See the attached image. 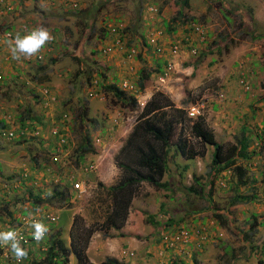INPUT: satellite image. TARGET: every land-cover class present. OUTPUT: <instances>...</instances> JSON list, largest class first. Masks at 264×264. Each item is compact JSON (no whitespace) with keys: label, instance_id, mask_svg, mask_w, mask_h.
Returning a JSON list of instances; mask_svg holds the SVG:
<instances>
[{"label":"rangeland","instance_id":"1","mask_svg":"<svg viewBox=\"0 0 264 264\" xmlns=\"http://www.w3.org/2000/svg\"><path fill=\"white\" fill-rule=\"evenodd\" d=\"M98 2L0 0V25L13 26V33L23 23L29 29L43 25L54 37L53 45L44 47L40 58H22L19 62L0 43V118L6 120L8 129L25 137L16 142L0 135V230L20 223V230H16L31 235L27 226L30 213L42 216L46 225L55 215L59 219L50 226L49 237L58 229L60 239L70 248L71 223L82 218L86 228L79 219L75 221L76 241L83 229L92 232L86 255L93 263L107 257L122 264H168L172 258L178 264H264V0H189L184 9L186 17H182L186 24L173 19L183 7L181 0H106L94 10ZM80 11H88L84 15L89 14L94 23L86 42H81ZM114 20L125 27V33H120L121 48L115 46L120 38L106 31ZM166 21L175 31L164 29ZM192 22L201 25L203 39L191 31ZM145 39L152 42L150 48L143 45ZM174 45L180 49L177 54L171 53ZM107 46L112 49L104 53ZM131 47L134 54L128 57ZM141 71L148 73L143 89L138 85ZM161 73L165 74L164 81L159 80ZM94 79H98L96 95L90 98ZM125 80L133 89L124 92L136 98L135 106H123L110 92L109 86L121 88ZM154 97L168 118L178 119L171 142H183L187 155H192V159L173 155L175 146L170 145L168 171L178 172L177 164L187 163L182 188L190 186L195 175L206 194L213 179L212 194L190 193L188 203L182 195L185 188L170 199L141 181L123 225L107 229L103 219L111 203L108 187L121 177L116 158ZM202 102L203 113L188 118L189 107ZM24 109L31 112L20 119ZM197 120L212 132L225 152L244 132L251 139L247 149L250 157L238 158L232 170L210 175L213 147L192 133ZM86 133L92 152L75 162ZM58 135L66 140L57 157L61 167L52 155V141ZM126 152L139 156L138 149L132 147ZM166 172L162 181L169 179ZM73 177L84 183L85 191L80 195L67 200L54 198L22 214L28 209L24 205L29 191L41 195L56 187L69 188ZM240 196L247 199L233 203ZM8 212L15 213L16 219L11 220ZM149 214L159 225L148 222ZM215 214L222 216L225 224ZM166 219L175 227L169 232L183 226L193 229L188 243H177L171 251L164 249L158 232ZM180 219L183 221L179 223ZM49 237L45 235L37 245L41 253L33 248L22 264L40 261ZM124 247L132 250L130 259L120 255ZM69 257L67 264H78L73 253ZM6 258L15 264L10 249L0 245V264H6Z\"/></svg>","mask_w":264,"mask_h":264},{"label":"trees","instance_id":"2","mask_svg":"<svg viewBox=\"0 0 264 264\" xmlns=\"http://www.w3.org/2000/svg\"><path fill=\"white\" fill-rule=\"evenodd\" d=\"M99 2L95 4L93 7L94 10H97L98 7L102 5V3H105L106 0H98ZM113 1V0H110ZM139 3V0H137ZM182 2V8H180V13L177 14V16L173 17L174 21H177V23H184L185 20H182V17H186V13L184 12V9L188 7L189 5V0H181ZM81 12V11H80ZM85 12L88 11H82L80 14H83L82 16L79 15V23L83 26V33L81 36V42L84 41L86 42L87 39L92 35L94 31V23L91 19L92 17H89V14L84 15ZM91 10L89 11V13ZM190 21V20H189ZM188 21V22H189ZM114 23L107 26L106 31H109L110 34L114 37L117 35L121 40V34L124 30L122 26L119 25V22L117 20L113 21ZM164 29L166 31L172 33L175 31V29L171 26L172 23H168L166 21L164 23ZM2 29H0V36L3 35L5 32H11L14 28L12 26H5L3 24L0 25ZM114 29V30H112ZM13 33V31H12ZM119 33V35H118ZM125 33V31H124ZM14 34V33H13ZM3 39V36H2ZM1 39V40H2ZM80 40H78L77 45H81L79 43ZM53 45V40L49 42L45 47L47 46H52ZM143 45L145 47L150 48V44L145 41H143ZM133 46V45H131ZM101 51V50H100ZM40 54H38L36 57H38ZM75 59H78L77 56H74ZM79 71V70H78ZM147 74L143 71H141V78L140 81L138 82L139 88L143 89L145 87V79L147 78ZM104 76L103 74H101ZM2 70H1V79H2ZM90 76H88L89 78ZM0 79V80H1ZM147 80V79H146ZM95 81V82H94ZM95 83V84H93ZM98 84V79H94L93 81L91 80V86L88 92V96L90 98L95 97L92 96L95 94V89L94 86H97ZM110 92L114 95V98L117 99V101L123 102V106H128L130 103V106H135L136 105V98L132 96H126V93L122 88L116 87V85H111L109 86ZM48 92V91H47ZM46 94V93H44ZM162 106L160 103H157L154 99L150 100L148 104L143 109V112L140 114L138 117L136 123L133 125V128L123 144L122 148L120 149V152L116 158V161L118 163V166L121 170V177L119 178L118 182L116 184L111 185L108 187V191L111 195V203L108 206L107 212L105 214V217L103 219V223L107 226V229L109 228H114V229H119L121 225L125 222L130 204H131V198L135 194L136 191V185L140 184L141 181H146L149 183L151 186H153L157 191L163 193L164 195H167L170 199H172L176 192L181 191V189L185 188V191L182 192V195H184V199H188L189 203V195L190 193L194 195H202L203 193L205 195H211L212 194V189H213V179L210 180L209 182V188H208V194H206L204 191L206 190L204 184L201 182L199 176H192V184L190 186H184L183 187V182H181V179H183L184 174L186 173L188 169V164L187 163H180L177 164V167L179 168L178 172H174L172 174L171 171H168V166H167V154L169 152L170 145L175 146V151L173 155H185L187 156V159H192V155H187V148L185 147V144L183 142H176L172 143V138L174 136V127L177 124V117L173 116L171 118H168V114L166 111L162 110ZM25 109L23 110L22 114L19 115V118H23L24 114L31 112V110L27 109L25 112ZM191 119V118H190ZM192 133L199 137L202 142L209 144L213 147V152H212V157H211V162H210V175L218 174L220 172H223L225 170H232L236 166V161L238 158H244L247 159L250 157V153H248V146L251 143V139L249 136L244 134L241 136L239 139L238 143L235 144V146L230 147L224 151V148L221 143L217 142L214 139V136L212 132L208 131L207 129L204 128L201 120H197L194 122L192 126ZM263 129H264V122H263ZM13 132V135L10 137H6L3 132ZM246 132V130H245ZM15 134V135H14ZM0 135H3L6 138H11L15 140L16 142L25 138L22 134H17L14 133V130L8 129L7 128V123L5 119L0 118ZM54 137H56L54 135ZM90 138L89 135L86 133L84 136V141L79 144V151L77 152V159H75V162H80L83 161L85 154L92 152V148L90 145ZM53 144V154L55 155L56 159H54L55 162H59L60 159L57 158L60 153L63 152V147L66 145L62 144L58 135L57 140L52 141ZM58 147H61L62 151H58ZM132 147L133 149H138V157L129 155L126 150L128 148ZM47 152L49 151V147L46 148ZM52 149V148H51ZM51 151V150H50ZM61 162V161H60ZM56 163L59 167L62 166L61 163ZM80 165V164H79ZM167 170V172H166ZM167 173L169 176L168 180H161L162 175L164 173ZM76 178L73 177L71 182V186L69 188H63V189H58V187L54 188L53 192L54 195L47 198V199H42L41 195L39 194H34L29 191L27 194L26 198V203L24 206H27V210H25L22 214H29V209L30 211L33 210L34 208L40 206L41 204L47 205L48 203L52 202L54 198H59L61 200H67L70 197L75 198L77 190L73 188V183ZM55 184L59 182H54ZM71 192V194H70ZM185 192V193H184ZM247 198L240 196V200L236 198L233 200V203H238L237 201H242L246 200ZM164 206L161 205V209ZM8 215L10 216L11 220L16 219V214L13 212H8ZM217 215L219 219H221L219 222L222 224H225V219L222 218V216ZM55 216V215H54ZM154 216L148 215L147 219L148 222L151 223L153 226L159 225V223L153 219ZM38 219H42V216H36ZM58 216H55V220L50 221L48 223V237H49V232L50 226H53L58 221ZM81 222V226L83 228H86V226L83 224L82 218H77ZM77 219H73L71 223V229L69 230L70 236L72 237V244L70 248H68L64 242L60 239L59 237V230H55L54 233L49 237L48 239V246L46 248V253L45 255L40 258V261L36 260H26V264H67L68 263V257L71 253L75 255V257L78 260V264H122L120 263L117 259H112V258H105L103 261L98 262V263H93L89 260L88 256L86 255V247L89 242V238L91 235V231L87 229H83L82 236L79 238L78 241H76V231L77 227H75V221ZM183 221V219H180L178 221L179 223ZM161 225V230L158 232L160 235L158 237L159 241L163 244L165 250L171 251V247L173 245H170V243L166 242L165 240V234L172 236L174 234H179L182 230H185L188 232V236L191 238V235L194 233L193 229L189 228L188 226H183L182 228L175 229V231L169 232L171 229L175 228L173 226V222H170L168 219H166L164 222L160 223ZM251 227L255 225V220L250 224ZM17 226V223L14 225H11V228H15ZM166 228H168L166 230ZM167 231V233H165ZM128 235L130 236L129 233H124L121 232V235ZM188 237V239H190ZM27 239V241H25ZM187 239V240H188ZM207 239V238H206ZM184 241L183 244L188 243V241ZM22 246L28 251V253L35 249V253L40 254L41 250L40 248H37V244L33 241L32 235L29 234H23V240H22ZM126 245V244H125ZM124 245V246H125ZM128 249L124 247V250ZM123 250V251H124ZM40 252V253H39ZM126 254H123L122 252L120 255L123 258H128L130 259L133 256L132 250H125ZM163 251H161L160 254H162ZM232 255L230 256V258ZM6 264H14L12 263V260L10 258L5 259ZM179 261V260H178ZM24 262L21 261L19 264H22ZM177 260L176 258H172L171 260H168V264H178L176 263ZM261 264V261H259Z\"/></svg>","mask_w":264,"mask_h":264},{"label":"clouds","instance_id":"3","mask_svg":"<svg viewBox=\"0 0 264 264\" xmlns=\"http://www.w3.org/2000/svg\"><path fill=\"white\" fill-rule=\"evenodd\" d=\"M11 32L6 33L4 38L0 40V43H3L6 46L11 58L18 62L21 61L22 58L30 59L32 57L37 56L41 52V50L54 39L50 30L44 27L43 25L34 27L24 32L23 34L19 31L15 32L14 34ZM120 85L125 92L131 91L124 89L122 87V83ZM47 91H48L47 89H44L43 93H47ZM95 95L96 94H93L92 96ZM60 141L62 144L66 143L65 138L60 139ZM60 150L61 147H58L57 152H59ZM82 183L83 182H80V184L82 185L81 188H74L75 190H77L79 195L85 191L84 183L83 184ZM53 195L54 192L51 189H49L45 193L41 194V198L47 199ZM29 216L30 219L27 221V226L32 229L31 235L33 241L37 245H40L41 242L45 240L44 237L45 235H47L49 231L48 226L43 222L42 219L36 218L33 214L30 213ZM21 223L23 224V222ZM19 225L20 223H18L15 228L0 230V245L6 246L10 249L13 259L17 261V263L15 264H19V262L27 259L28 257V251L22 246L21 243L23 240V236H22L23 233L21 234V232L18 231L20 230ZM16 228L18 230H16ZM44 251L46 252V249Z\"/></svg>","mask_w":264,"mask_h":264},{"label":"built area","instance_id":"4","mask_svg":"<svg viewBox=\"0 0 264 264\" xmlns=\"http://www.w3.org/2000/svg\"><path fill=\"white\" fill-rule=\"evenodd\" d=\"M110 25V24H109ZM120 26L122 25V24H119ZM192 28L193 29H191V31L193 32V33H195V34H197L200 38H202L203 39V37L204 36H201L202 35V33H203V29L201 28V26L200 25H197V24H195V23H192ZM28 30H30L29 29V27H28V25L25 23H23V25L22 26H20V28H19V32H22V33H24V32H26V31H28ZM112 30H114V29H112ZM6 33H9V32H5L3 35H1L0 36V40L2 39V36H3V38H4V36H5V34ZM186 40H187V38H185ZM153 41V40H152ZM121 39L120 40H117V44H119V45H115V46H119L120 48L122 47V45H121ZM149 43L151 44L152 42H150L149 41ZM152 45V44H151ZM112 49V46H107V47H105V49L103 50V52L104 53H107L108 51H110ZM180 51V49L178 50V46L177 45H174L173 46V48H171V53L172 54H177L178 52ZM192 52L194 53V54H196L197 53V49L194 47V48H192ZM127 53V52H126ZM129 55H128V57H131L133 54H134V47H131V48H129ZM133 53V54H132ZM39 58L41 57L40 55L38 56ZM168 66L169 67H171V64H168ZM164 78H165V74L164 73H161L160 74V76H159V80L160 81H164ZM0 79H1V66H0ZM122 87L124 88V89H126V90H128V89H133V87L131 86V84L130 83H128V81L127 80H125V81H123L122 82ZM132 91V90H131ZM220 96H223V94H220ZM141 104H143L142 102H140ZM204 103L202 102V103H197L196 105H191L190 107H189V109L187 110V116H188V118H196V117H198L201 113H203V109H204ZM3 134L6 136V137H10V136H12L13 135V132H7V131H5V132H3ZM90 168H93V165H90ZM82 187V185L80 184V182L79 181H75L74 183H73V188H81ZM53 220H55V216L54 215H51V221H53ZM199 233V232H198ZM22 234V233H21ZM166 236H165V240H166V242H168V243H170V245H175V244H177V243H181V242H184V241H186L187 239H188V232L187 231H185V230H182L179 234H174V235H172V236H170L169 237V235H167V234H165ZM22 236H23V234H22ZM192 236V235H191ZM26 241V240H25ZM123 254H126V252H125V250L122 252ZM15 261V263H17V261L16 260H14Z\"/></svg>","mask_w":264,"mask_h":264},{"label":"crops","instance_id":"5","mask_svg":"<svg viewBox=\"0 0 264 264\" xmlns=\"http://www.w3.org/2000/svg\"><path fill=\"white\" fill-rule=\"evenodd\" d=\"M161 70H162V69H161ZM161 70H160V71H161ZM69 259H70V257H69Z\"/></svg>","mask_w":264,"mask_h":264}]
</instances>
